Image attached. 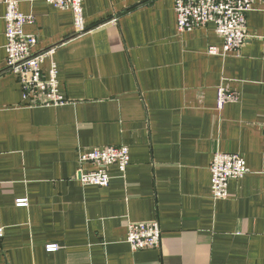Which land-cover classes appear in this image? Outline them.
<instances>
[{"label": "crops", "instance_id": "0c3cea01", "mask_svg": "<svg viewBox=\"0 0 264 264\" xmlns=\"http://www.w3.org/2000/svg\"><path fill=\"white\" fill-rule=\"evenodd\" d=\"M32 15L35 53L54 49L68 104L24 106L5 67L0 3V264H264V11L246 16L248 39L222 48L214 25L177 33L174 0H82L71 12L18 0ZM49 62L43 65L46 72ZM237 103L215 107L216 91ZM126 146L125 178L83 187L78 155ZM214 151L237 154L248 173L213 200ZM88 169V167L86 168ZM26 198L28 208H16ZM158 222L159 248L133 252L129 222ZM59 246L56 253L45 247Z\"/></svg>", "mask_w": 264, "mask_h": 264}, {"label": "built area", "instance_id": "2783aa9c", "mask_svg": "<svg viewBox=\"0 0 264 264\" xmlns=\"http://www.w3.org/2000/svg\"><path fill=\"white\" fill-rule=\"evenodd\" d=\"M45 2L55 9L71 12L75 34L86 32L82 0ZM0 3L5 7V67L16 77L21 87L24 106L58 108L67 105V97L59 88L54 49L35 53L36 37L24 32L26 25L34 24V17L21 13L18 0H0ZM256 5L264 11V0H174L176 30L181 34L213 24L215 34L223 41L222 48L209 46L207 53L225 57L237 53L248 39L246 16ZM46 61L49 66L44 72ZM238 100L237 93L220 87L216 91V110L220 112L227 104L237 103ZM129 162L130 154L126 146L87 149L78 155V181L83 187L107 188L111 181L109 169L115 167L119 177L124 179ZM209 172L210 194L216 201L229 197V182L242 179L248 173V168L237 154L214 151ZM14 206L28 208L29 202L26 198L16 199ZM126 230V243L131 251L159 248L162 233L158 222H129ZM2 236L3 230L0 229V239ZM59 249L54 244L45 247L47 253H56Z\"/></svg>", "mask_w": 264, "mask_h": 264}]
</instances>
